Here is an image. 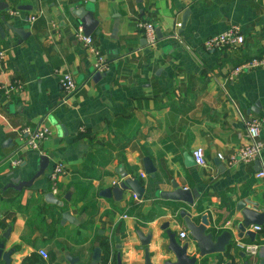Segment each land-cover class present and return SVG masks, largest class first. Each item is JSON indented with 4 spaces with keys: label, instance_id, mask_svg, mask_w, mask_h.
Returning <instances> with one entry per match:
<instances>
[{
    "label": "crops",
    "instance_id": "1",
    "mask_svg": "<svg viewBox=\"0 0 264 264\" xmlns=\"http://www.w3.org/2000/svg\"><path fill=\"white\" fill-rule=\"evenodd\" d=\"M0 1L7 4L0 9V240L2 250L10 251L9 262L0 258V264H21L29 255L26 264H68L64 254L85 264L95 246L97 264H114L116 251L120 264H143V247L151 264H161L173 260L163 222L178 242L192 247L178 209L190 211L195 222L204 216L205 231L218 233L241 218L238 199L248 197L264 207V177L255 175L264 165V66L228 77L233 66L264 55V0ZM19 4L26 8H16ZM79 6L89 8L95 20L87 35L106 61L99 76H92L94 55L75 36L81 24L73 11ZM185 9L179 28L175 23ZM145 21L160 33L150 46L139 27ZM8 24L22 29L23 36ZM228 27L242 34L241 43L203 46ZM62 72L75 83L65 97L58 81ZM14 80L21 86L4 92ZM230 99L244 117L261 121L263 146L256 160L227 163L244 142ZM37 125H46L49 133L32 149L19 130ZM195 147L202 149L204 165L194 162ZM41 153L47 156L42 174L20 189L8 185L28 179ZM145 156L153 176L143 171ZM56 163L62 169L51 178ZM119 170L138 177L144 186L139 199L127 189L119 199L99 194L119 179ZM171 181L196 189L192 205L157 194L172 189ZM46 191L59 199L69 191V200L63 208L46 203ZM64 208L75 223L61 221ZM136 230L151 232L145 245ZM237 240L257 243L251 256L264 257V222L253 240L244 234ZM231 251L217 254V264L227 259L241 264L246 258L237 245Z\"/></svg>",
    "mask_w": 264,
    "mask_h": 264
},
{
    "label": "water",
    "instance_id": "2",
    "mask_svg": "<svg viewBox=\"0 0 264 264\" xmlns=\"http://www.w3.org/2000/svg\"><path fill=\"white\" fill-rule=\"evenodd\" d=\"M1 2V1H0ZM25 5L19 4L16 5V8L25 9ZM7 8V4L0 3V9ZM188 9H185L180 18L179 28L184 25L185 18L187 16ZM74 15L79 19L81 24V30L84 34H89L95 20L91 17V10L84 6H79L73 11ZM8 26L16 32L19 36H23V30L20 28L13 27L11 24ZM156 36H159V29L154 28ZM99 71L95 70L92 76H99ZM186 158V156H185ZM47 156L45 154H39L37 158V163L35 171L31 174L28 179H20L16 183H8V185L14 187L15 189H20L24 185H29L33 178L42 174L44 167L46 166ZM143 162V171L148 173L150 176H153L154 167L151 165L148 157L142 158ZM119 179L113 181L110 186L101 188L99 194L101 196L112 195L114 199H119L122 195L123 190H129L132 194L139 199L143 194L144 186L139 184L138 177L132 176L129 177L126 175L125 171L119 170L118 172ZM157 184V181L153 182ZM172 189H157V194L160 197L182 200L185 203L192 205L194 198L198 196V193L195 188L182 187L177 185L175 182H170ZM42 197L46 203H53L59 207H64L63 200H69V191H66L62 198L59 199L55 197L50 191H46L42 194ZM235 209L238 210L241 218L236 221L232 229L236 232L237 236L233 234L232 229H222L218 233H214L212 229L205 231L207 221L204 219V216L200 215L199 221L195 222L191 218L190 211L180 208L177 210V214L181 217L184 226L188 229L189 235L191 238L192 247L187 241L178 242L175 239V233L167 227V221L163 222L160 225V228L164 229L165 235L167 237L166 249L170 251L173 255V260L164 259L161 264H217V254H222L224 251L232 253L231 247L236 246L238 242L237 238L242 234L248 235L251 240L255 235V230L247 229L251 224L262 225L264 222V207L259 208L257 201L251 200L248 197L238 199L235 202ZM61 221L76 222L69 214V210L64 208L60 213ZM7 231V229H6ZM5 231V232H6ZM139 242L141 245H145L150 236L151 232L148 230L145 233L136 230ZM6 233H3L5 236ZM237 237V238H236ZM117 244L115 247H119ZM228 247V248H227ZM3 241L0 240V258L5 262H9L8 255L9 250L3 251ZM210 254H213L212 256ZM241 257H246L242 260L241 264H264V257L254 258L251 255H248L244 252H240ZM64 257L68 264H81L80 259L77 255L64 254ZM143 264H151L149 262L147 248L143 247ZM99 257V247L95 246L90 255V259L85 264H97L100 261ZM231 260L227 259L223 264H230ZM114 264H120L119 251L115 253V262Z\"/></svg>",
    "mask_w": 264,
    "mask_h": 264
},
{
    "label": "built area",
    "instance_id": "3",
    "mask_svg": "<svg viewBox=\"0 0 264 264\" xmlns=\"http://www.w3.org/2000/svg\"><path fill=\"white\" fill-rule=\"evenodd\" d=\"M178 25L179 23H175ZM139 27L142 30L143 38L147 45H153L156 41L154 26L151 22L145 21L139 23ZM76 38L82 43L83 46L87 47L89 52L94 55L93 66L94 70L101 71L106 68V61L101 52H99L94 46L91 44V38L89 35L83 34L81 29L77 27ZM243 41V36L239 33L235 28L228 27L225 30L217 33L215 35L209 36L203 41V46L206 48L210 47H217L221 45H235L241 43ZM3 57V52L0 51V63ZM256 66H264V55L252 57L251 59L244 61L243 63L237 64L232 67L230 71V75L228 76L231 78L236 73L243 71L244 69L253 68ZM59 86L62 90L63 97L69 95L75 88V83L73 81L72 76L68 72H62L58 78ZM20 82L14 80L12 85H8L3 88L4 92H8L9 90L19 88ZM230 102L234 108L235 114L241 121L243 125V135H244V142L240 144L234 152H232L228 158L227 163H232L237 160L243 162H249L260 158L261 149L263 146L262 141L259 138V128H260V119L257 116L252 117H244L242 112L236 107L233 100L230 99ZM24 132L26 135L24 144L32 149H37L39 145V141L42 140L47 136L49 133V128L46 125H37L35 127H23L19 130V134ZM192 157L195 163L199 165H204V157L203 152L200 147H195L191 151ZM218 158H222L220 153H216ZM13 164H16V160H12ZM62 166L60 163H56L52 166L50 171V177L54 178L59 171H61ZM255 175L257 177H264V165H262L258 170H256ZM134 196V195H133ZM254 230L261 229V225H253ZM185 232L183 230L178 231V236L183 237ZM238 248L242 250L247 255H253L258 248V244L254 242H241L238 241L236 243ZM37 252L42 256L46 257V251L39 247L37 248ZM105 264H112L107 261Z\"/></svg>",
    "mask_w": 264,
    "mask_h": 264
},
{
    "label": "trees",
    "instance_id": "4",
    "mask_svg": "<svg viewBox=\"0 0 264 264\" xmlns=\"http://www.w3.org/2000/svg\"><path fill=\"white\" fill-rule=\"evenodd\" d=\"M101 246H102V248H103V250H104V255H107V251H108V246H107V244H106L104 241H101ZM31 257H32V256H31ZM31 257H30V255H29V256H27L26 258L22 259L21 264H26L27 261H28V262H31V260H30V259H32ZM103 260H104V258H103Z\"/></svg>",
    "mask_w": 264,
    "mask_h": 264
}]
</instances>
